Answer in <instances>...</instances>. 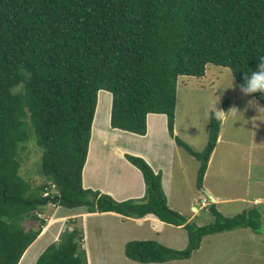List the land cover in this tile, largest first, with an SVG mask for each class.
Returning <instances> with one entry per match:
<instances>
[{
    "label": "trees",
    "instance_id": "1",
    "mask_svg": "<svg viewBox=\"0 0 264 264\" xmlns=\"http://www.w3.org/2000/svg\"><path fill=\"white\" fill-rule=\"evenodd\" d=\"M260 55L264 0H0V264L20 263L42 234L46 221L38 215L50 203L134 219L154 215L186 230L184 250L128 242L126 256L141 264L188 259L209 235L258 233L257 205L227 218L210 204L213 223H190L169 207L162 175L141 157L125 156L144 179L138 199L85 189L83 170L103 90L112 94V129L145 136L147 116L165 115L177 146L201 162L202 188L222 120L212 114L201 153L175 136L178 80L202 78L213 64L228 68L240 85ZM249 94L264 105L260 92ZM31 140L42 150L44 183L37 187L20 174V149ZM27 221L39 223L25 228ZM83 241L82 229L67 228L36 264H88Z\"/></svg>",
    "mask_w": 264,
    "mask_h": 264
},
{
    "label": "rangeland",
    "instance_id": "2",
    "mask_svg": "<svg viewBox=\"0 0 264 264\" xmlns=\"http://www.w3.org/2000/svg\"><path fill=\"white\" fill-rule=\"evenodd\" d=\"M101 93H105V95ZM101 95L108 104V110L112 104V94L100 91L97 114ZM217 96H219V100L215 107L221 111L212 106V100L218 98ZM249 100H255L256 103L261 104L250 94L241 93L238 82L228 68L209 64L206 67L205 76L202 78H179L175 136L185 142L193 151L201 153L209 141V124L212 114L221 118L222 123L220 138L218 137L216 148L208 163L202 188L198 185L201 162L192 157L186 149L178 147L177 144H175L176 147L172 145L174 146V155L172 173L169 178L171 188L169 202L172 210L178 211L190 223L201 227L215 221V217L208 209L210 204H216L219 212L227 218H233L257 205L263 217V225L258 233L251 229H238L206 236L199 249L194 250L190 258L164 264H264V116L255 117L259 113L255 107L248 106ZM233 107L242 111L243 115L234 116ZM101 115L102 119H105L107 114ZM152 132L153 129L150 128V134ZM162 135L165 138L164 133ZM122 136H118L114 140L116 143L112 144L113 154L110 151L109 157H105L104 160L97 159L96 146L94 151L92 147L91 163L89 161L85 170L87 186L97 187L99 185L106 190L111 189L114 193L115 187L111 183L113 180V183H125L122 186L125 190L128 189L129 176L138 169L127 161L125 156L131 155V153H124V149H133L137 143L126 142L124 141L125 134ZM139 146L143 147V143H140ZM162 149L168 156L169 146L162 145ZM116 150H119V153ZM152 155L157 154L152 153ZM20 157L21 176L33 187L43 184L42 150L35 141L31 140L24 149H20ZM88 176L89 179H87ZM93 177L95 178L93 179ZM139 177L142 179L140 172ZM142 184L145 190L143 179ZM50 193L55 194L57 190L52 188ZM207 193L213 194L221 202L212 203ZM47 195L46 193L44 196ZM125 195L130 196L127 190ZM204 199H207V203L204 202ZM193 206L198 209L197 212ZM82 213L87 214L85 208L67 209L52 203L48 204L38 215L39 218L46 221V226L39 236L40 238L38 237L39 239L30 247L29 255L27 254L26 259L24 258L26 261L24 264H36L39 255L48 246L59 242L61 234L67 228L72 230L75 226L82 229L83 232L85 229L88 231L89 244L94 258L101 256L108 264H126V261H129L127 264H141L132 261L125 254V245L130 241L155 240V237L175 243L179 240L181 249L167 246L175 250H184L189 243L186 230L183 228L173 230L170 228V224H166L162 228L159 226L152 231L150 222L139 225L122 219L126 223V226H123L120 224V219L97 215L96 217H86L85 220ZM24 223L25 228L37 227L39 221ZM99 232H103L104 237L110 239L111 242L103 244L99 240ZM155 233L159 235L157 236ZM174 239H178L177 242Z\"/></svg>",
    "mask_w": 264,
    "mask_h": 264
},
{
    "label": "crops",
    "instance_id": "3",
    "mask_svg": "<svg viewBox=\"0 0 264 264\" xmlns=\"http://www.w3.org/2000/svg\"><path fill=\"white\" fill-rule=\"evenodd\" d=\"M110 109L111 108H109L108 114L106 115V123H105V120L104 121L100 120V121H102V124H101V134H100L99 139H98V135H97L96 139L94 136V125H95L94 123L96 121V117L98 116L97 112H96V116H95V119L93 122L92 138H91L90 145H89L88 158H87L84 170H83V186H84V188H92L93 190H98L101 193L108 194V195L112 196L114 199H116L118 201H124V200H128L131 198L138 199V198H142L144 196L145 190H144V185L142 184L143 176L139 170L134 172V174L132 173V175L129 176L128 189H126L127 192H129V194H130L129 197H128V195H125L126 190L123 188L125 183H123V182H122V184H123V186H122V184H117L116 182L113 183V180H111V183L115 187V190L113 188L114 193L111 189L106 190L99 185L97 187H89L86 185L85 170L87 168V165H88L90 158H91V155H92L91 151H92L94 141L97 140V145H96V150H97V154H98L97 159L100 158L99 160L101 161V159L104 160L105 157H109L110 151H112V154H113L114 150H113L112 144L115 142L114 140L117 139L118 136H122V134H125L124 141L129 142V143L136 142L137 146L134 147L133 149H124V153L127 152V153H131V155H133V156L143 157V159L152 167L153 171L156 174L160 171V174L162 175L164 191H165V194H166V197L168 200V205L171 208L170 202H169V197H170V193H171L169 178L171 176L172 166H173V159L172 158L174 155L173 154V151H174L173 147L174 146H172V145H175L176 143H175L174 139L171 138V136L168 133L166 116L165 115H159V114H149L147 116V125H148L147 134L145 136H140V135L133 134L130 132L112 129L110 126V114H111V112H109ZM150 128L153 129L152 134H150ZM117 133H119V134H117ZM162 133H164L165 138L163 137ZM161 142H164V143H161ZM140 143H143V147L139 146ZM162 145H168L169 146L170 149L168 151V153H169L168 156L165 154V151H163L164 149H162ZM175 147H176V145H175ZM116 152L119 153V150H116ZM152 153L157 154V155L154 156V155H152ZM124 161L127 165L130 166V164L126 160H124ZM139 172L142 176V179L139 177ZM94 178L95 177H93V179ZM143 182H144V179H143ZM207 195L209 196V198H211V197L214 198L215 201H212V203L221 202V200L218 201V198L216 196H214L213 194L207 193ZM205 203H207V202H205ZM193 207H194V210L197 212L198 209L195 208V206H193ZM97 215H101L103 217L114 218V219H120V224L123 226H126V223L122 219L128 220L130 222H135L139 225L150 222L149 225L151 226L152 231L157 229V227H159V226H160V228H162V227H164V225L167 224V223L160 221L154 215H148V216L141 218V219H134V218H127V217H124V216L116 214V213H94V214L82 213V217L85 220H86V217L87 218H89L91 216L96 217ZM84 226H85V223H84ZM82 228H83V226H82ZM170 228L173 230H181L180 228H183V227L170 225ZM99 233H100L99 240L103 244L104 243L108 244L111 242L110 239H106L104 237L103 232H99ZM96 234H98V233L96 232ZM155 234L157 236L159 235L158 233H155ZM96 238L98 239V235ZM155 240L164 246L166 245V247L169 246V247L181 249L179 247L181 242L178 239H174L176 242L178 240L177 243L169 242V241H167L163 238H160V237H155ZM183 242H185V240H183ZM183 242H182V244H183ZM82 247H84L83 249H85V251H86L88 264H108L107 262L104 261L105 259L101 258V256L94 258V256L92 255L91 247L89 244V234H88V231L86 229L84 230V241H83ZM29 249L30 248H28V250L25 252L23 258L20 261V264H24V262H25L24 258H26ZM101 250H103V249H101ZM125 259L126 258H124V260ZM132 261H134V260H132ZM134 262H136V261H134ZM134 262H131V263H134ZM127 263H129V261L128 262L126 261V264ZM158 264H161V263H158ZM162 264H164V263H162Z\"/></svg>",
    "mask_w": 264,
    "mask_h": 264
},
{
    "label": "clouds",
    "instance_id": "4",
    "mask_svg": "<svg viewBox=\"0 0 264 264\" xmlns=\"http://www.w3.org/2000/svg\"><path fill=\"white\" fill-rule=\"evenodd\" d=\"M239 88H240L241 93L245 95L249 93L260 92L262 94V97H264V55L258 56V62L256 64L255 69L251 68L250 72L249 71L245 72L244 77H243V83L239 85ZM217 97L218 98H214L212 100V106L215 109H217L215 107V104L219 100V96ZM248 106L255 107L257 113H259V115L255 117L264 116V105L256 103L255 100H249ZM232 109H234V112H233L234 116H239L240 114L243 115V112L238 110L237 108L233 107ZM218 111H221V110H218Z\"/></svg>",
    "mask_w": 264,
    "mask_h": 264
},
{
    "label": "bare ground",
    "instance_id": "5",
    "mask_svg": "<svg viewBox=\"0 0 264 264\" xmlns=\"http://www.w3.org/2000/svg\"><path fill=\"white\" fill-rule=\"evenodd\" d=\"M101 94H103V95H105V93H101ZM108 94V93H107ZM107 96V95H106ZM106 98V97H105ZM103 113H105V114H108V104H106V102L103 100V98H102V95H101V100H100V106H99V110H98V116H97V119H96V121H95V130H94V136H95V139L97 138V135H98V139L100 138V134H101V124H102V121H100V120H105V123H106V118L105 119H102L103 118V116L101 115V114H103ZM108 125V124H107ZM107 127V126H106ZM107 130V129H106ZM105 132V131H104ZM220 138V137H219ZM219 140V139H218ZM99 141V140H98ZM116 143V142H115ZM95 144H97V140H95L94 141V143H93V151L95 150L94 149V147L96 146ZM112 148V147H111ZM92 152V151H91ZM93 153V152H92ZM95 153V152H94ZM97 156H98V154H97ZM90 163H91V161H90ZM89 168V167H88ZM87 179H89V176H88V178ZM30 248V247H29ZM34 249V248H33ZM29 252L30 251H28V255H29ZM27 255V256H28ZM26 259V258H25ZM26 262V261H25Z\"/></svg>",
    "mask_w": 264,
    "mask_h": 264
},
{
    "label": "water",
    "instance_id": "6",
    "mask_svg": "<svg viewBox=\"0 0 264 264\" xmlns=\"http://www.w3.org/2000/svg\"><path fill=\"white\" fill-rule=\"evenodd\" d=\"M211 200H212V201H215L214 198H212V197H211Z\"/></svg>",
    "mask_w": 264,
    "mask_h": 264
},
{
    "label": "built area",
    "instance_id": "7",
    "mask_svg": "<svg viewBox=\"0 0 264 264\" xmlns=\"http://www.w3.org/2000/svg\"><path fill=\"white\" fill-rule=\"evenodd\" d=\"M204 202H207V199H204Z\"/></svg>",
    "mask_w": 264,
    "mask_h": 264
}]
</instances>
